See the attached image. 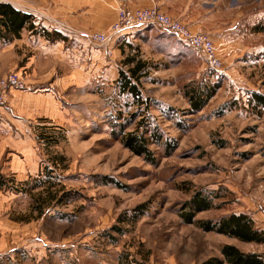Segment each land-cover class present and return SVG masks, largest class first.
Returning a JSON list of instances; mask_svg holds the SVG:
<instances>
[{
	"label": "rangeland",
	"instance_id": "1",
	"mask_svg": "<svg viewBox=\"0 0 264 264\" xmlns=\"http://www.w3.org/2000/svg\"><path fill=\"white\" fill-rule=\"evenodd\" d=\"M0 2L33 23L0 36V264H202L224 244L264 259V241L196 222L242 213L264 231V107L251 100L264 97V0ZM148 13L209 41L221 70L159 23L114 29ZM191 83L213 91L197 109ZM141 121L162 134L155 163L120 141ZM195 192L212 206L187 222Z\"/></svg>",
	"mask_w": 264,
	"mask_h": 264
},
{
	"label": "trees",
	"instance_id": "2",
	"mask_svg": "<svg viewBox=\"0 0 264 264\" xmlns=\"http://www.w3.org/2000/svg\"><path fill=\"white\" fill-rule=\"evenodd\" d=\"M22 28H33V23L30 14L24 13L13 7L6 2H0V36L13 35L19 37V33ZM264 29V27L262 28ZM142 63L139 60L135 66L130 69L131 75L138 77L137 73L141 69ZM120 82L122 84V90H128L132 94H137L135 86L130 84L128 78L123 74L120 75ZM186 93L189 97V102L193 109L201 107L210 97L213 92L208 87L199 86L198 84H186ZM208 90V91H207ZM251 100H255L257 104L264 107V97L253 94ZM134 116V115H133ZM132 116V117H133ZM143 125L145 132H140L139 129ZM149 128L147 124H143V121L137 123L134 130L123 132L122 129L118 134L120 135V141L124 147L128 148L132 153L141 155L149 163H155L154 153L149 148V143L154 142L159 144L162 141V134L158 129H153L149 134ZM148 131V134L146 133ZM117 134V135H118ZM163 144L170 150L172 148V142L163 141ZM0 176V183L3 178ZM109 179V180H108ZM105 181H112L116 185L123 187L118 181H114L112 178L104 177ZM212 206V199L208 195H201L199 192L192 194L188 202L185 203V209L188 207V212L182 213V217L187 222L192 221L193 214L198 210H205ZM190 208V209H189ZM140 207L134 210L135 215L142 213ZM201 229L205 231H214L221 233L229 237H234L240 241H264V231L257 230L246 214H229L218 218L217 220L205 219L196 221ZM113 230L119 231V227L113 226ZM222 258L213 256L205 260L202 264H222L227 262L228 264H264L262 256L255 252H243L232 244H224L220 248Z\"/></svg>",
	"mask_w": 264,
	"mask_h": 264
},
{
	"label": "built area",
	"instance_id": "3",
	"mask_svg": "<svg viewBox=\"0 0 264 264\" xmlns=\"http://www.w3.org/2000/svg\"><path fill=\"white\" fill-rule=\"evenodd\" d=\"M141 17L143 19H141ZM159 23L164 28H166L169 32L173 33L175 36H177L179 39L183 41H187L193 46L200 48L207 60L209 65L216 71H220V62L215 56L214 48L212 44L209 41H204L201 37L196 35L189 34L186 30H184L180 25L176 23H172L167 17L163 15L154 16L152 13L139 15L138 20H131L128 23L124 25H115L114 29L117 30L121 27H131V26H149L150 24ZM97 34L92 35L94 39L99 41H104V38L99 39ZM105 35V34H104ZM106 36V35H105ZM10 81H18L19 77L14 74L13 76L9 77ZM7 86L6 80H4L2 86L0 85V100L2 99V88H5Z\"/></svg>",
	"mask_w": 264,
	"mask_h": 264
},
{
	"label": "crops",
	"instance_id": "4",
	"mask_svg": "<svg viewBox=\"0 0 264 264\" xmlns=\"http://www.w3.org/2000/svg\"><path fill=\"white\" fill-rule=\"evenodd\" d=\"M17 94H18V91L17 92L16 91L12 92V95H11V100L12 101L14 99V96L17 95ZM26 100H27V98H26ZM22 117L23 116H20V118H22ZM1 150H2V143L0 142V162H1ZM9 165L13 166L16 171L21 173L23 171V169L26 167V165H28V161L26 159H25V161H23V160H15L14 161V160H12V161H9ZM29 168H31V166ZM28 169L26 170L25 174L28 172Z\"/></svg>",
	"mask_w": 264,
	"mask_h": 264
}]
</instances>
